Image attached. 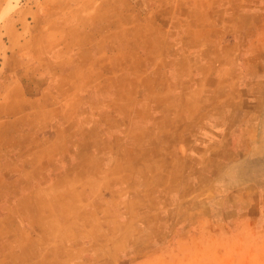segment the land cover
<instances>
[{"label": "rangeland", "instance_id": "1", "mask_svg": "<svg viewBox=\"0 0 264 264\" xmlns=\"http://www.w3.org/2000/svg\"><path fill=\"white\" fill-rule=\"evenodd\" d=\"M263 135L264 0H0V264H264Z\"/></svg>", "mask_w": 264, "mask_h": 264}, {"label": "crops", "instance_id": "2", "mask_svg": "<svg viewBox=\"0 0 264 264\" xmlns=\"http://www.w3.org/2000/svg\"><path fill=\"white\" fill-rule=\"evenodd\" d=\"M263 134V132H262ZM255 151H256V156L258 157L260 154H264V135L259 136L255 145Z\"/></svg>", "mask_w": 264, "mask_h": 264}]
</instances>
